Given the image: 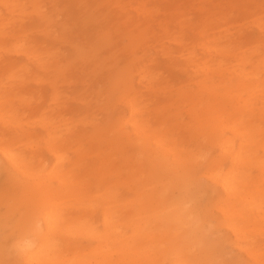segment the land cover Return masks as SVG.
Segmentation results:
<instances>
[{"label":"bare ground","instance_id":"obj_1","mask_svg":"<svg viewBox=\"0 0 264 264\" xmlns=\"http://www.w3.org/2000/svg\"><path fill=\"white\" fill-rule=\"evenodd\" d=\"M240 1L246 14L256 10L254 5L261 6L253 4L255 0ZM91 2L102 4L103 0H88V5ZM104 2L118 5V21L128 22L141 37L147 35L150 17L139 14H148L140 8L142 3L135 7L138 16L133 19L124 9L130 5L128 1ZM198 9L203 18L201 26L180 39L177 49L167 50L161 44L159 55L165 60L160 66L162 73H152L150 66L157 57L145 56L147 49L142 52L144 56L129 58L122 72L114 76L123 109L112 139L119 151L132 143L130 135L143 146L142 181L136 192L143 210L140 216L135 214L137 217L127 222L119 219L117 210L121 207L114 203L115 193L111 186L98 181L94 188L61 187L57 169L64 167V155L59 153L64 144H45L54 163L42 170L27 160L16 146L14 135L0 136V170L9 168L8 173L20 181L21 200L29 203L16 220L9 215L0 220L2 231L15 223L14 230L10 227L11 242L0 240V260L5 264H212L210 249L223 243L239 251L244 264H264V241L252 236L264 233V126H258L255 120L264 113V21L255 25L257 34L252 30L231 33L222 28L221 22L211 19L216 10ZM86 10L75 13V19L81 21ZM20 13H25L21 0H0V36L5 34L2 30L6 24L14 25L17 17L21 19ZM41 18L48 21L45 15ZM181 30L173 35L176 41L182 36ZM129 33L134 39L133 31ZM21 36L16 37L13 46L26 58H34L37 67H43L50 49L41 52L28 45L27 36ZM132 41L129 50L134 46ZM137 43L134 47L139 46ZM10 64L8 70H17L6 77L12 82L5 89L8 93H0V107L9 106L3 111L0 108V124H8L14 131L21 118L11 106L12 99L24 100L29 91L23 85L39 82V78L30 73L27 61ZM164 72L166 76L159 80L157 76ZM180 73L186 78L181 79ZM103 87L109 91L112 85L104 83ZM143 89L151 97L171 98L175 94V103L187 99L192 104L186 123L187 144L149 132L138 103ZM45 114H40L39 121L49 135L61 125L51 124ZM179 114L172 115L178 118ZM93 133L98 134L96 130ZM197 167L198 172L194 171ZM47 180L56 184L41 188ZM196 183L200 185L198 192L193 189ZM199 192L206 195L205 205H198ZM70 208L79 213L69 214ZM93 212H99V221L92 218ZM219 230L226 231L227 237ZM206 233L214 238L210 248L202 249L196 239ZM75 237L96 240L98 245L85 252L68 241Z\"/></svg>","mask_w":264,"mask_h":264},{"label":"rangeland","instance_id":"obj_2","mask_svg":"<svg viewBox=\"0 0 264 264\" xmlns=\"http://www.w3.org/2000/svg\"><path fill=\"white\" fill-rule=\"evenodd\" d=\"M126 1L130 5L120 7L133 19L138 16L134 10L138 3H142L140 8L148 12V14L139 12L140 15L150 17V30L147 35L141 37L137 29L131 30L128 22L118 21V5L113 6L104 0L102 4L91 2L89 5L88 0H21L25 13L19 14L21 19L18 21L17 17L14 25L6 24L2 30L5 34L0 36L1 95L5 96L8 93L9 90H5L8 84L12 85L11 79L6 77L17 70L16 67L8 70V64L11 62L27 61L30 73L39 78V82L33 81L28 86L23 85L25 90L29 91L24 100L12 99L11 106L21 118L20 125L12 131L8 124L4 126L0 124V136L14 135L18 140L16 146L22 149L27 160L32 166L42 170L54 163L53 157L45 149V144L53 143L55 146L64 144L59 149V153L64 155L62 164L64 167L57 169V174L61 176L59 179L62 181L61 187L94 188L97 181L103 183L105 187L111 186V191L115 193L114 203L121 207L117 210V215L125 222L135 219L143 212L137 201L136 192H139L142 181L141 165L144 156L142 144L136 141L133 135L129 136L132 143L125 147V151H119L117 143L112 139V130L123 109L118 98L120 86L115 84L114 76L122 72L129 58L144 56L142 52L147 49L148 53L145 56L152 54L157 57L150 66L152 73H162L163 69L160 66L165 60L159 55L161 44H164L167 50H175L186 35L201 26L203 18L198 6L216 10L211 19L221 22L222 28H227L231 33L252 30L257 34L255 25L264 21V0H255L253 4L261 6L254 5L257 7L256 10L254 12L251 10L252 13L249 14L244 12L240 0ZM34 4L37 6L33 7ZM84 7L88 10L85 9L84 17L78 21L75 19V13L85 11ZM44 15L46 19L48 17V21H43L41 17ZM97 17L98 19H94ZM181 28L182 36L176 41L173 35L180 34ZM132 31L134 39L129 38V32ZM18 35L27 36L28 45L37 47L41 52L50 49L51 53L45 58L43 67L39 65L37 67L34 58H26L13 46ZM130 39L133 40L132 46L138 41L142 42L129 50ZM166 74L167 72H164L157 77L160 80ZM180 77L186 78L183 73H180ZM104 83L112 85V88L105 91ZM142 91L144 95L139 97L138 103L143 108L149 132L164 135L169 141L176 140L179 144H187L189 137L186 123L190 119L188 109L192 104L187 99H180L175 103L176 101L172 100L175 94L171 98L161 95L151 97L145 89ZM41 107L44 110L38 111ZM0 108L3 111V108L9 109V106ZM174 112L180 113L178 118L172 115ZM41 113H46L44 116L51 124L55 122V125L61 126L48 135L49 131H46L39 121ZM59 120L61 122H58ZM255 120L258 126L263 127L264 113ZM124 126L129 130L128 125ZM93 130L98 134L94 135ZM84 131L89 134H82ZM8 171V167L0 170V220L3 216L9 215L14 221L29 203L21 200L20 181ZM194 171L198 172L199 168H195ZM256 173L253 171L252 175L259 184ZM38 181L40 182V179ZM51 183L56 184V181L47 180L41 184V188ZM193 189L195 192L200 191V185L196 183ZM174 193L177 194V190ZM10 200H13L14 204ZM197 201L199 206L205 205L207 203L205 193L199 192ZM67 211L71 215L79 213L76 208ZM91 216L98 220L100 215L99 212H93ZM10 227L14 230L15 223H11ZM10 227L4 231L0 230V240L11 242ZM219 232L225 238L228 235L224 230ZM14 234L15 231L13 236ZM252 236L264 241V233H253ZM213 238L214 236L208 233L199 234L196 239L197 245L202 249H206L205 246L210 248ZM74 239L68 241L81 246L85 252L98 245L96 240L91 241L86 237ZM210 253L212 264H244V256L227 243L211 248Z\"/></svg>","mask_w":264,"mask_h":264}]
</instances>
